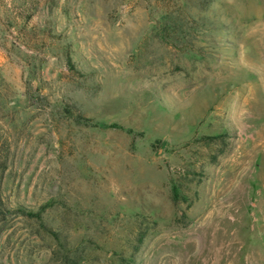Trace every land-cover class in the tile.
<instances>
[{"label":"rangeland","instance_id":"obj_1","mask_svg":"<svg viewBox=\"0 0 264 264\" xmlns=\"http://www.w3.org/2000/svg\"><path fill=\"white\" fill-rule=\"evenodd\" d=\"M0 264H264V0H0Z\"/></svg>","mask_w":264,"mask_h":264},{"label":"trees","instance_id":"obj_2","mask_svg":"<svg viewBox=\"0 0 264 264\" xmlns=\"http://www.w3.org/2000/svg\"><path fill=\"white\" fill-rule=\"evenodd\" d=\"M21 209V211H24V212H29V211H27L26 209H24V208H20Z\"/></svg>","mask_w":264,"mask_h":264}]
</instances>
